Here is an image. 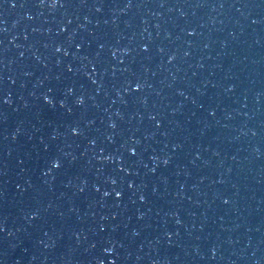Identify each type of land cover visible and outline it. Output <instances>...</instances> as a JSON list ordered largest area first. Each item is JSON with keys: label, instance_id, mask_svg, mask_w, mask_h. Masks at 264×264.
<instances>
[{"label": "water", "instance_id": "water-1", "mask_svg": "<svg viewBox=\"0 0 264 264\" xmlns=\"http://www.w3.org/2000/svg\"><path fill=\"white\" fill-rule=\"evenodd\" d=\"M0 264H264V0H0Z\"/></svg>", "mask_w": 264, "mask_h": 264}]
</instances>
